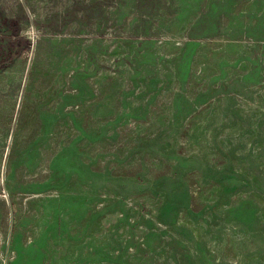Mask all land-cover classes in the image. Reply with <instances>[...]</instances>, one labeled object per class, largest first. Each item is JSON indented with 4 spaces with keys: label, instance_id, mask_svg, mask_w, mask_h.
<instances>
[{
    "label": "rangeland",
    "instance_id": "1",
    "mask_svg": "<svg viewBox=\"0 0 264 264\" xmlns=\"http://www.w3.org/2000/svg\"><path fill=\"white\" fill-rule=\"evenodd\" d=\"M0 264H264V0H0Z\"/></svg>",
    "mask_w": 264,
    "mask_h": 264
}]
</instances>
